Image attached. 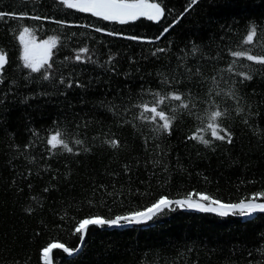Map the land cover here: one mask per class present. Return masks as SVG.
Returning a JSON list of instances; mask_svg holds the SVG:
<instances>
[{
  "label": "trees",
  "instance_id": "obj_1",
  "mask_svg": "<svg viewBox=\"0 0 264 264\" xmlns=\"http://www.w3.org/2000/svg\"><path fill=\"white\" fill-rule=\"evenodd\" d=\"M149 2L165 9L159 21L104 20L60 0H0V12L11 14L0 18L8 61L0 70V264H43L49 243L76 249L79 220L142 211L161 196L238 203L264 193V66L243 58L227 71L231 51L264 55V0H197L187 13L190 0ZM252 25L260 31L249 45ZM24 28L25 40H56L48 80L23 67ZM157 92H178L189 104L175 112L171 134L134 107L151 105ZM178 104L167 102L169 114ZM215 110L227 113L218 122L232 142L190 139H212ZM57 131L72 153L49 150ZM112 139L119 147L105 142ZM51 257L53 264H264V213L221 217L172 204L139 224L89 226L78 251L54 249Z\"/></svg>",
  "mask_w": 264,
  "mask_h": 264
},
{
  "label": "snow or ice",
  "instance_id": "obj_2",
  "mask_svg": "<svg viewBox=\"0 0 264 264\" xmlns=\"http://www.w3.org/2000/svg\"><path fill=\"white\" fill-rule=\"evenodd\" d=\"M60 3L65 4L68 8H77L81 12H90L93 16L101 17L104 20H115L119 21L120 23H126L129 20H136L141 17H146L151 21H159L165 14V9L161 6L160 3L149 2V0H75V2H71V0H60ZM196 3L197 0H190L189 6L184 9V13H187L192 5H195ZM184 13H181L180 16L182 17ZM6 15L11 14L0 12V18ZM34 18L40 19V17ZM178 19L179 17H177V20ZM170 27H172V25L164 28L161 35L167 33ZM97 31H101V29H97ZM259 31L260 30L257 25L250 26V30L247 32L245 43L249 45L254 44L256 42V38L258 37ZM28 32L29 29L24 28V30L19 34V40L24 45L23 54L21 57L23 67L25 69H29L30 73H41L42 78L44 80H48L50 78L48 70L52 69L53 67V65L49 63V61L52 56V49L56 47V40L55 38H49V40L43 41L40 44H36L32 41H25V34ZM109 34L111 35V33ZM129 39L139 38L129 37ZM156 39H159V37H157ZM161 51H164V49H157V52ZM193 51L195 52L196 49L194 48ZM79 52L86 53L88 52V49L81 48ZM230 55L234 58L233 62L230 63L227 68V71L230 73L234 72V64L237 59L246 58L249 62L264 66V55H255L250 51H231ZM109 59L111 60V57ZM75 60L77 62H82L81 55L77 54L75 56ZM7 62L8 61L5 55L0 54V70L4 69ZM42 69L44 70L43 72ZM235 74L240 75L243 80L252 79V76L248 73ZM213 81L216 82L215 77H213ZM61 83H65L63 78H61ZM164 83H169V81L165 79ZM68 86H72L70 82ZM153 95L155 96V100L151 105H149L148 103L134 105V107L141 109L138 118L147 120L148 116L145 115V113H150L152 122L155 123L157 121V118L162 122L159 124L157 130H162L171 134V127L174 119L176 118L175 112L178 110L188 109L189 104L184 102L182 95L178 92H170L167 94H161L157 92L153 93ZM231 98H236L235 93L231 94ZM169 101L179 102V104L176 105L175 108L171 109V114H169V110H167V102ZM236 111L239 114L242 109L238 107ZM190 114L194 115V113ZM226 115V112L220 110H215L210 113L208 117V128L211 129L212 139L195 135L193 137H190V139H196L198 140V142L203 143L206 146L210 145L213 139L231 143V132L222 127L218 122ZM105 142L113 148L119 147V142L115 139ZM47 143L50 146L49 150L61 147L69 153L73 152V148L70 147L69 144L62 138V134L59 131L51 135L48 138ZM74 143L77 145H82L83 141L76 139L74 140ZM84 150L87 151L88 149L85 148ZM45 191H47V189H45ZM198 197L199 200L193 202L191 193L187 198L177 199L175 201L170 200L166 196H161L149 207L143 209L142 211L131 212L123 216H116L113 219H105L102 217L81 219L75 227L74 233L79 234V240L83 242L85 241L89 226H122V222L127 224H139L145 221L152 220L155 216H157V214L162 213L164 209L169 208L172 204H176L180 207L186 206L190 209H196L200 212L216 213L221 217L228 216L231 211L237 209L240 211V214L242 216L251 215L252 213L256 212L264 213V203L256 202L258 198L264 197V193H258L247 202L245 200H240L238 203H223L222 201L203 193L198 194ZM54 249H62V251L69 256L73 255L74 252L79 250L78 248L72 249L66 247L65 244L59 242L49 243L42 249L43 264H53L51 253Z\"/></svg>",
  "mask_w": 264,
  "mask_h": 264
},
{
  "label": "water",
  "instance_id": "obj_3",
  "mask_svg": "<svg viewBox=\"0 0 264 264\" xmlns=\"http://www.w3.org/2000/svg\"><path fill=\"white\" fill-rule=\"evenodd\" d=\"M129 21H131V20H129ZM178 199H185V198H178ZM170 200H172V201H175V200H177V199H170ZM193 202H196V201H193ZM247 202V201H246ZM206 203V202H205ZM224 203V202H223ZM257 203H264V202H257ZM174 205H176V204H174ZM171 206V205H170ZM178 206V205H177ZM180 207V206H179ZM180 208H182V209H188V210H196V209H190V208H188V207H180ZM196 211H198V210H196ZM235 211H239L238 209L237 210H233V211H231L229 214H231V213H233V212H235ZM254 213H252L251 215H253ZM251 215H244V216H251ZM242 216V215H241ZM124 225H129V224H127V223H123L122 222V226H124ZM118 227V226H117ZM53 243H55V242H53ZM81 245H82V242L81 241H79V243H78V245H77V247H76V249L78 248V249H80V247H81ZM42 252V251H41Z\"/></svg>",
  "mask_w": 264,
  "mask_h": 264
},
{
  "label": "rangeland",
  "instance_id": "obj_4",
  "mask_svg": "<svg viewBox=\"0 0 264 264\" xmlns=\"http://www.w3.org/2000/svg\"><path fill=\"white\" fill-rule=\"evenodd\" d=\"M71 2H75V0H71ZM47 40H49V39H44V40H39V41H32V42H34L36 44H40L41 42L47 41ZM25 41H29V40H25ZM22 46L24 48V45L23 44H22ZM196 197L199 198L198 195ZM193 201H196V199H193Z\"/></svg>",
  "mask_w": 264,
  "mask_h": 264
},
{
  "label": "bare ground",
  "instance_id": "obj_5",
  "mask_svg": "<svg viewBox=\"0 0 264 264\" xmlns=\"http://www.w3.org/2000/svg\"><path fill=\"white\" fill-rule=\"evenodd\" d=\"M196 201H198V200H196Z\"/></svg>",
  "mask_w": 264,
  "mask_h": 264
}]
</instances>
